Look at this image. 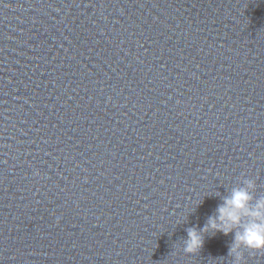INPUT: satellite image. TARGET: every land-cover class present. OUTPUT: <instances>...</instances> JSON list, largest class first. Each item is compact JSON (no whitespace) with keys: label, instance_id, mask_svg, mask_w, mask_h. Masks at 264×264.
Returning a JSON list of instances; mask_svg holds the SVG:
<instances>
[{"label":"water","instance_id":"95a60500","mask_svg":"<svg viewBox=\"0 0 264 264\" xmlns=\"http://www.w3.org/2000/svg\"><path fill=\"white\" fill-rule=\"evenodd\" d=\"M246 180L264 0H0V264H237L184 243Z\"/></svg>","mask_w":264,"mask_h":264},{"label":"clouds","instance_id":"9594fccd","mask_svg":"<svg viewBox=\"0 0 264 264\" xmlns=\"http://www.w3.org/2000/svg\"><path fill=\"white\" fill-rule=\"evenodd\" d=\"M246 187L233 188L229 195L223 198V203L217 208V215L210 216L206 225L197 230H187V240L184 251L195 254L204 245L203 233L212 231L224 235L234 233V240L229 247V255H235L237 264L242 259L240 249L264 251V197L253 204V196L249 191L254 187L251 180H246Z\"/></svg>","mask_w":264,"mask_h":264}]
</instances>
